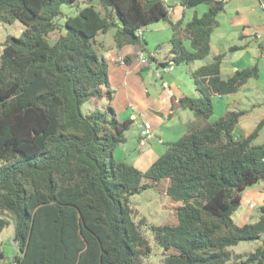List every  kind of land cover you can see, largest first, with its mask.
Instances as JSON below:
<instances>
[{
  "label": "trees",
  "instance_id": "16d2710c",
  "mask_svg": "<svg viewBox=\"0 0 264 264\" xmlns=\"http://www.w3.org/2000/svg\"><path fill=\"white\" fill-rule=\"evenodd\" d=\"M227 1L180 0L186 8L207 5L183 22L170 18L164 0H0V22L25 25L0 53V231L13 222L16 244L13 261L2 264H143L151 246L129 196L164 178L176 221L150 225L163 264H264V206L253 222L232 219L243 191L264 180V144L254 143L264 116L246 135L233 133L244 110L209 119L213 97L259 76L255 62L222 78L223 53L208 60ZM61 4L76 7L63 23ZM157 21L171 31L161 66L207 61L190 72L198 95L172 99L168 114L189 109L194 119L162 141L164 152L142 172L114 158L132 120L116 116L96 36L112 31L116 48L141 45L136 31ZM60 29L50 44L46 35ZM103 97L104 107L82 112L84 102ZM258 239L253 250L230 248Z\"/></svg>",
  "mask_w": 264,
  "mask_h": 264
},
{
  "label": "crops",
  "instance_id": "0c3cea01",
  "mask_svg": "<svg viewBox=\"0 0 264 264\" xmlns=\"http://www.w3.org/2000/svg\"><path fill=\"white\" fill-rule=\"evenodd\" d=\"M164 1L169 5L170 18L173 21L182 19L183 22H186L194 13V10L182 6L180 0ZM217 20L218 26L213 29L210 36V58L218 53L226 55L229 53L228 51H231V55L235 57L232 67L234 71L236 68L249 66L256 54L255 58H257L259 67V76L256 80L260 81L261 74H264V10L260 5V0H228L224 11L217 15ZM156 23L160 24L153 26V28L146 26L142 29L143 44L141 45L127 44L121 48H116L112 39V31L96 36L101 54L108 64L109 87L113 90L111 104L116 111V116L122 120L131 119L132 122L136 123L138 128L137 139L142 124L147 121L151 125L152 136L147 142L150 148L140 152L136 160H140L141 156L149 155L154 151V146L157 143L151 141L157 140L158 143H162L166 140L165 136H171L170 125H174L173 119L175 122L178 121L182 131H184L185 123L192 119L185 115L186 109L181 108H176L173 115L169 117L172 99L187 95L186 92H190L191 95H195L197 92L189 78L191 70L189 67L180 68V65L175 67L172 64L169 70L161 71L160 76H157V70L161 68L162 62L170 59V55H165L164 59L158 60L153 50L159 44L165 45L166 40L169 42L171 31L165 21H157ZM149 31H162V39L157 37L149 39L147 36ZM232 38H236L238 43H230ZM184 43L187 44L188 41L185 40ZM252 43L254 45L251 46ZM149 47L148 53L154 57V60L143 53ZM140 52L148 58L147 64H142L139 61ZM120 56L124 58V63L119 62L118 57ZM158 78L160 82H158ZM249 83L250 79L240 88L251 89ZM185 87L188 91H185ZM102 101L104 107L107 102L104 97L97 100V103ZM245 115L246 113L242 116ZM262 116H264V112ZM240 134L246 135L247 133L240 128L237 135ZM118 147L114 150V158L122 160ZM262 206H264V180L258 181L243 191L240 205L232 214V219L237 224L253 222L260 215ZM259 244H261V239L256 240V246Z\"/></svg>",
  "mask_w": 264,
  "mask_h": 264
},
{
  "label": "rangeland",
  "instance_id": "374dc122",
  "mask_svg": "<svg viewBox=\"0 0 264 264\" xmlns=\"http://www.w3.org/2000/svg\"><path fill=\"white\" fill-rule=\"evenodd\" d=\"M95 4L98 5L97 3ZM83 5H85L83 2L79 3V7ZM60 8L61 11L63 12L62 17L58 18V21L60 23H63L64 19L67 16L72 15L76 9L74 5H68V4H61ZM206 8L207 5L199 4L195 7H191L190 9L196 11L198 14H201ZM159 24L160 23L154 22V24L151 23L147 25V28L148 26H151L149 28H153V26H158ZM24 30H25V25L22 24L17 19H10L0 22V53L3 48V43L8 36L18 37L23 33ZM62 33H64L63 29L52 31L46 35V39L50 44H53ZM147 36L149 37V39H152L153 37L162 39L163 32L149 31L147 32ZM232 39L233 40L230 43L233 42L238 43V40L236 38L235 39L232 38ZM169 45H170L169 42L166 40L165 45L159 44V46H157V48L153 50L155 52V57L158 60L164 59L165 55L167 56L170 55ZM186 45H188V43ZM252 45L254 44L252 43L251 46ZM148 51H150V47L149 49L146 48V50L143 53L145 55L146 54L148 55ZM228 52L229 53H227L226 55L224 54L220 64V73L222 78H227L233 72L232 67H233V60L235 57L231 55V51ZM255 57L256 54L254 55V58L251 64L249 65H252L253 63L257 62L256 61L257 58ZM209 59H211L210 54L208 56V60ZM206 61L207 59H200V60H195L189 64L180 63L173 65L175 67L177 65H180V68L189 67L191 68L190 70L191 72L197 66L203 64ZM159 71L161 73V71L163 70L160 68ZM150 75L153 79L152 73ZM189 78L191 79L190 74H189ZM158 82H160L159 78H158ZM263 85H264V74L262 73L260 81H257L256 79H250L249 87L251 89L245 90L243 88H240L238 91L234 93L223 95L221 97H213L212 98L213 109L209 119L214 120L218 116L224 114L227 111L244 110L246 115L240 117L239 123L234 129V134L237 135L240 128L243 129L245 133H249L250 131L253 130L257 122L263 117L262 116V113L264 112V87H262ZM185 91H188L186 90V87H185ZM186 93L187 95H191L190 92H186ZM195 95L197 96L198 92H196ZM95 107L102 108L103 101L97 103V100L95 99L88 100L82 104L81 110L83 113H89ZM185 112H186L185 115L189 116V119H194V115L191 110L186 109ZM172 122L174 125H170V123H168L170 125L171 136H165L166 137L165 141H172L178 138L179 136H181L185 131V128L184 131H182V127L178 124V121L175 122V119H173ZM137 132H138V128L136 127V123L132 122L129 129L126 132L125 142L121 143L118 147L120 148L119 152L122 155L120 156L121 157L120 159L124 160L127 163L136 165V167L139 170L145 172L148 166L150 165V163L161 153L164 152L166 146L163 143L160 142L158 143L157 140L151 141L157 143V145L154 146L153 149L154 151L149 155L141 156L140 160H136L138 157L137 155H139L140 152L146 150L147 148H150L148 143L144 146L139 147ZM254 143L264 144V125L260 129L258 136L254 139ZM168 184H169V180L167 178H164L161 179L159 182L154 183L152 186L129 196V205L134 211L132 213V218L136 223L140 224V229L151 246V252L149 255H147L144 258L143 264H163L162 259L164 256V249L156 242L152 230L150 228V225L175 223L176 221V216L174 214V208H173V206L176 205V202L165 192ZM142 218H144L145 221L140 223V220ZM12 235H13V222H10L0 231V252L2 253V257H0V264L11 263L13 261L14 254L16 252V244L12 241ZM255 247H256V241H239L236 245H233L230 248L233 249L235 252L240 253L246 250H253Z\"/></svg>",
  "mask_w": 264,
  "mask_h": 264
},
{
  "label": "built area",
  "instance_id": "2783aa9c",
  "mask_svg": "<svg viewBox=\"0 0 264 264\" xmlns=\"http://www.w3.org/2000/svg\"><path fill=\"white\" fill-rule=\"evenodd\" d=\"M260 5H261L262 9L264 10V0H261L260 1ZM136 34L142 35V30L141 29H138L136 31ZM138 59H139V61L142 64H147L148 63V58L145 57V56H143V54L141 52L139 54V58ZM118 60H119L120 63H124V61H125L124 58L121 57V56L118 57ZM170 67H171V64H169V65H163V66H161V69L163 71H167V70L170 69ZM157 76H160V71L159 70H157ZM151 136H152L151 125H150L149 122L146 121V122H144L142 124V126L139 129V133H138V145L140 147L141 146H144L148 142V140H149V138Z\"/></svg>",
  "mask_w": 264,
  "mask_h": 264
}]
</instances>
